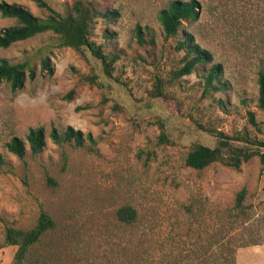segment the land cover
Here are the masks:
<instances>
[{
    "label": "rangeland",
    "instance_id": "rangeland-1",
    "mask_svg": "<svg viewBox=\"0 0 264 264\" xmlns=\"http://www.w3.org/2000/svg\"><path fill=\"white\" fill-rule=\"evenodd\" d=\"M0 1L43 18L49 14L30 0ZM74 1L47 0L63 15ZM85 1L99 13H119L113 22L97 18L92 36L106 53L120 55L113 78L88 49L60 47L59 36L50 32L0 48V60L29 67L23 89L15 92L8 83L0 84V154L6 161L0 172V264H136V231L116 217L125 205L138 211L140 225L160 232L153 245L169 246L165 237L173 235L180 249L194 243L207 248L214 229L222 227L237 246L236 264H264L260 157L239 170L221 163L196 170L185 162L194 143L218 145L207 129L264 142V109L258 104L264 0H196L200 17L182 32L192 33L211 51L213 63L177 80L172 73L183 66L185 52L176 49L179 37L165 39L159 20L173 0ZM15 23L0 15V31ZM139 26L146 32L142 44ZM45 57L51 58L53 74L42 70ZM213 64L222 66L215 81L220 89L206 91ZM89 76H97L102 88L90 84ZM158 77L165 81V97L153 98ZM72 90L75 94L67 98ZM250 112L258 126L251 123ZM161 124L168 142L161 137ZM69 126L91 134L96 143L76 147L51 139L54 128ZM39 127L45 129L46 147L34 156L27 135ZM15 137L26 143L24 159L7 149ZM233 145L259 149L242 141ZM243 189V206L235 208ZM42 212L56 228L16 260L7 228L30 229ZM147 246H152L149 240L139 249Z\"/></svg>",
    "mask_w": 264,
    "mask_h": 264
},
{
    "label": "trees",
    "instance_id": "trees-1",
    "mask_svg": "<svg viewBox=\"0 0 264 264\" xmlns=\"http://www.w3.org/2000/svg\"><path fill=\"white\" fill-rule=\"evenodd\" d=\"M39 8L47 10L48 16L43 18L33 14L27 8L17 3H8L0 1V15L5 18L15 19L13 26L3 28L0 31V48H8L11 45L28 40L43 33H53L59 36L60 47H71L77 51L88 49L92 55L102 62L107 76L113 78L115 63L120 59L117 53H106L102 45H99L92 39L93 26L97 18L101 17L108 22H113L118 16L117 11H105L99 13L93 3L85 0H76L66 15L55 11L47 0H30ZM200 4L196 0L183 1L173 0L168 7L159 13V20L162 26L165 39L177 38V47L179 51H184L185 56L182 60L183 66L173 71L172 79L177 80L183 76L190 75L199 66H205L213 63V54L208 49L202 47L190 32H182L185 24L192 23L200 17ZM182 32V33H181ZM139 26L136 29L139 42H144V34ZM151 35V32H148ZM151 42H154L153 40ZM42 70L53 74L54 67L50 57L43 58ZM29 67L27 63H13L7 59L0 60V84L6 82L10 85L12 91L23 89ZM221 64H213L206 76V91L219 90L215 85L221 73ZM34 76L31 71V77ZM92 85L102 88L97 76L86 77ZM119 81L118 79H116ZM258 104L264 109V67L259 71L258 76ZM75 91L72 90L67 98H72ZM153 98L165 97V81L157 78L153 90L150 92ZM249 118L254 126H258L255 114L250 112ZM161 137L168 142L165 132V125L161 124ZM219 140L214 148L205 146L201 143H194L187 154L186 165L196 169L204 170L215 163H221L227 167L239 170L244 163L249 162L253 157L259 156L264 163V153L260 151L264 147L263 141L250 140L244 135L231 137L217 130L207 129ZM51 139L59 144L70 143L76 147H83L86 141L92 144L96 140L91 134H85L81 130H76L69 126L64 131L53 129L50 133ZM30 153L34 156L41 154L46 147V132L43 127L32 128L27 135ZM233 141H242L252 146H259V149H253L248 146H235ZM7 149L12 154L24 159L28 154L26 143L18 138H13L8 144ZM5 159L0 154V172L5 165ZM49 181L57 185V182L50 178ZM264 190V187H263ZM246 196V190L238 193L235 208H241ZM118 221L124 226L133 227L135 230L133 243L135 244L134 254L136 264H236L237 246L232 244V236L228 234L226 228L216 227L209 240V245L198 246L194 243L185 249H180L175 243V236L167 235V245H153L154 241L158 244L160 232L154 231L152 227H144L141 224V218L138 211L131 205H125L118 209L116 213ZM56 228L53 218L46 212H42L37 224L30 229L7 228L6 241L15 249V258L18 261L24 259L29 251L39 245L43 237ZM157 237V239H156ZM149 240L152 246L145 249H139V245ZM137 242V243H136Z\"/></svg>",
    "mask_w": 264,
    "mask_h": 264
}]
</instances>
